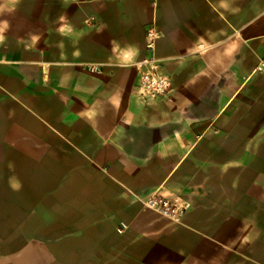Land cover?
I'll return each mask as SVG.
<instances>
[{
  "label": "crops",
  "instance_id": "obj_1",
  "mask_svg": "<svg viewBox=\"0 0 264 264\" xmlns=\"http://www.w3.org/2000/svg\"><path fill=\"white\" fill-rule=\"evenodd\" d=\"M3 5L0 264H264V0Z\"/></svg>",
  "mask_w": 264,
  "mask_h": 264
},
{
  "label": "built area",
  "instance_id": "obj_2",
  "mask_svg": "<svg viewBox=\"0 0 264 264\" xmlns=\"http://www.w3.org/2000/svg\"><path fill=\"white\" fill-rule=\"evenodd\" d=\"M146 68L140 70L138 92L146 99H157L167 96L170 83L166 77L158 72V66L153 62H145ZM264 72V66H260ZM146 209L154 211L171 222L180 224L189 212L191 205L180 196L152 195L143 202Z\"/></svg>",
  "mask_w": 264,
  "mask_h": 264
},
{
  "label": "rangeland",
  "instance_id": "obj_3",
  "mask_svg": "<svg viewBox=\"0 0 264 264\" xmlns=\"http://www.w3.org/2000/svg\"><path fill=\"white\" fill-rule=\"evenodd\" d=\"M9 6L10 5L4 6L3 5V0H0V12L1 13L4 12L5 8H7ZM31 9L32 8L29 7V6L24 7V11L27 12V13L31 12L32 11ZM1 216L2 215L0 213V217ZM6 247H8V246L0 244V256H2L4 253H6V255L12 254V252H13L12 246L8 250H5ZM59 252H62V253H60L59 264H85V262H84V260L82 258V255H72L73 259L71 261H69V262L67 260H65L66 259V253H64V252H66L65 246H60ZM63 254H65V255H63ZM6 264H13L12 258H11L10 261H7Z\"/></svg>",
  "mask_w": 264,
  "mask_h": 264
}]
</instances>
